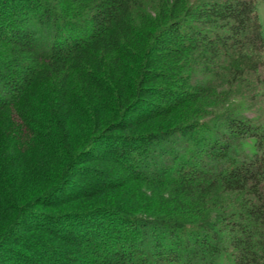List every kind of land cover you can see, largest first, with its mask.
<instances>
[{
    "label": "trees",
    "instance_id": "1",
    "mask_svg": "<svg viewBox=\"0 0 264 264\" xmlns=\"http://www.w3.org/2000/svg\"><path fill=\"white\" fill-rule=\"evenodd\" d=\"M263 28L254 0H0V264H264V123L223 101Z\"/></svg>",
    "mask_w": 264,
    "mask_h": 264
},
{
    "label": "rangeland",
    "instance_id": "2",
    "mask_svg": "<svg viewBox=\"0 0 264 264\" xmlns=\"http://www.w3.org/2000/svg\"><path fill=\"white\" fill-rule=\"evenodd\" d=\"M254 4L258 20L262 24L264 22V0H254ZM261 30L264 32V28ZM260 67V72L247 77L244 84L234 85L223 101L226 99L237 101L246 96L249 107L243 110V117L264 123V55ZM225 260L226 258H223L221 264H227Z\"/></svg>",
    "mask_w": 264,
    "mask_h": 264
}]
</instances>
